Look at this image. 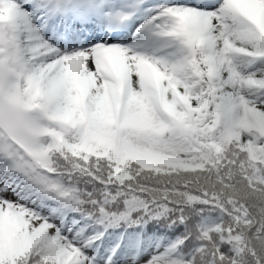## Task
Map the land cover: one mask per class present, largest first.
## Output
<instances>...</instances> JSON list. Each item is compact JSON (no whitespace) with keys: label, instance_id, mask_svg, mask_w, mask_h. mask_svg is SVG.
<instances>
[{"label":"snow or ice","instance_id":"obj_1","mask_svg":"<svg viewBox=\"0 0 264 264\" xmlns=\"http://www.w3.org/2000/svg\"><path fill=\"white\" fill-rule=\"evenodd\" d=\"M0 264H264V0H0Z\"/></svg>","mask_w":264,"mask_h":264}]
</instances>
